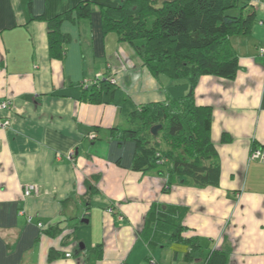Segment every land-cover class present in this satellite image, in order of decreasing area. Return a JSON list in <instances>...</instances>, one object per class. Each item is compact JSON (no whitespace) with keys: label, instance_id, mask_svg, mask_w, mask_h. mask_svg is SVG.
Listing matches in <instances>:
<instances>
[{"label":"crops","instance_id":"1","mask_svg":"<svg viewBox=\"0 0 264 264\" xmlns=\"http://www.w3.org/2000/svg\"><path fill=\"white\" fill-rule=\"evenodd\" d=\"M82 1L0 0V101L10 102L1 113L10 124L0 127V264H151L148 257L205 264L175 259L165 236L155 248L143 239L150 209L175 205L187 208L185 235L197 236L207 253L226 252L228 264H264V161L250 159L264 149V0L249 2L250 32L230 38L236 78L203 75L194 88L197 103L213 109L219 185L171 188L162 176L132 170L133 142L113 140L110 129L127 127L140 105L187 93L190 83L155 77L128 42L103 32L100 6L124 0H88L90 17L74 13L61 24L70 41L61 59L52 57L48 22ZM98 74L118 83L92 103L82 96L94 84L82 82ZM224 134L232 140L222 141ZM27 184L38 192L25 197ZM51 227L61 234L47 235ZM99 244L101 259L85 252Z\"/></svg>","mask_w":264,"mask_h":264},{"label":"trees","instance_id":"2","mask_svg":"<svg viewBox=\"0 0 264 264\" xmlns=\"http://www.w3.org/2000/svg\"><path fill=\"white\" fill-rule=\"evenodd\" d=\"M249 2L124 0L116 7L100 6L103 32H114L120 40L128 42L155 77L167 75L191 83L187 93L170 96L163 102L140 105L129 112L127 127L110 129L113 140L133 142L132 170L164 177L166 188L178 180L200 187L219 185L221 164L212 141L213 109L197 103L194 88L203 75L236 78L239 59L230 38L250 32L255 11L249 7ZM92 3L82 1L48 22L52 57L61 59L64 47L70 41L69 35L61 31V24L74 19V13L78 18L90 17ZM108 80L101 79L86 90L82 98L101 103L102 89L111 83V79ZM157 125L160 128L154 134L152 128ZM230 140V135H223L222 141ZM162 141L168 144V149L162 146ZM117 163L121 165L120 159ZM186 212L187 208L182 205L166 207L160 214L151 208L142 231L143 239L155 248L160 244L158 239L165 236L163 240L173 248L175 259L181 254L189 262L205 258V264H228L226 252L213 250L207 253L197 236L185 235L189 231L182 224ZM45 233L54 236L61 232L51 227ZM103 247L99 244L85 252H94L101 259ZM148 261L153 264L149 257ZM155 264L158 263L155 261Z\"/></svg>","mask_w":264,"mask_h":264},{"label":"built area","instance_id":"3","mask_svg":"<svg viewBox=\"0 0 264 264\" xmlns=\"http://www.w3.org/2000/svg\"><path fill=\"white\" fill-rule=\"evenodd\" d=\"M255 1H261V0H255ZM260 52H261V54L264 55V48H261ZM99 77H100V79H97V78L94 79V81H92L91 84H89L90 82H88L87 80H84L82 82V86L83 87H88L89 85L97 84L103 78L100 75L98 76V78ZM110 79H111L112 82H114L113 78H110ZM9 104H10L9 100H1L0 101V127H3V128L9 126V124H10V121L9 120L3 119L2 116H1L2 111H4L5 109H7L8 106H9ZM93 136L94 135H92V137ZM250 159L251 160L264 161V149H254V150H252L251 155H250ZM37 192H38V187H37L36 184H27L24 187V196L25 197H29V196L37 193ZM109 210H111V209H108V211ZM38 225L40 227H42L43 224L40 223ZM66 256L67 257H70L71 254L68 252V253H66ZM152 263L154 264L155 263V260H153Z\"/></svg>","mask_w":264,"mask_h":264},{"label":"rangeland","instance_id":"4","mask_svg":"<svg viewBox=\"0 0 264 264\" xmlns=\"http://www.w3.org/2000/svg\"><path fill=\"white\" fill-rule=\"evenodd\" d=\"M158 1H159V3H160L162 0H158ZM120 41H123V40H120ZM124 42H126V41H124ZM141 60H142V58H141ZM142 62H143V60H142ZM143 64H144V62H143ZM98 76H99V74H98L96 77H94V79H96V78H97V79H100V77L98 78ZM166 76H167V75H166ZM168 77H169V76H168ZM110 78H113V80H114V82L111 81V83L117 85V83H118V82H117V78H116L114 75L108 77L109 80H110ZM94 79H93L92 81H94ZM109 80H108V81H109ZM92 81H91V82H92ZM182 81H185V80H182ZM188 82H189V81H188ZM189 83H190V82H189ZM190 87H191V83H190ZM123 125H125V124H123ZM92 135L96 136V132H94V134H93V132H92V133H91V137H92ZM94 136H93L92 138H94ZM162 140H163V139H162ZM163 141H164V140H163ZM163 141H162V146H163L164 148L168 149V147H167L168 144L165 143V142H163ZM250 155H251V154H250ZM71 158H72V157H70V159H71ZM179 182H180V180H178L177 183H179ZM173 185H174V184H173ZM173 185H172V186H173ZM165 187H166V183H165ZM170 188H171V187H170ZM95 208H96V206H94V210H95ZM97 209H98V210H99V209L102 210L101 207H99V208L97 207ZM110 211H111V212H110ZM109 212L112 213L113 210L111 209V210H109ZM94 213H95V212H94ZM95 214L97 215L98 212H96ZM95 214H94V221H93L92 223H94V226L96 227V226H98V223L96 224V216H95ZM153 219H154V218H153ZM83 228H84V229H87L86 227H83ZM60 234H61V233H60ZM60 234H59V235H60ZM158 240L160 241L161 239H158ZM158 240H157V241H158ZM67 253H68V252H67ZM69 253L72 255L71 252H69ZM154 264H155V263H154Z\"/></svg>","mask_w":264,"mask_h":264},{"label":"water","instance_id":"5","mask_svg":"<svg viewBox=\"0 0 264 264\" xmlns=\"http://www.w3.org/2000/svg\"><path fill=\"white\" fill-rule=\"evenodd\" d=\"M160 128V125H157V126H155V127H153L152 128V132L154 133V134H157V131H158V129ZM85 222H88V220H84ZM82 247L84 248V244H82Z\"/></svg>","mask_w":264,"mask_h":264}]
</instances>
